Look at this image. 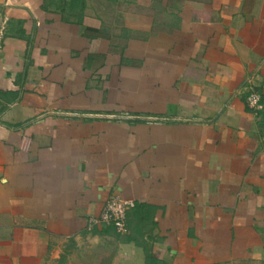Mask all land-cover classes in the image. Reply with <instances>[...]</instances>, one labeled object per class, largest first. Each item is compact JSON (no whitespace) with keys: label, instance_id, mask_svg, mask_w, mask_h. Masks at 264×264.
Listing matches in <instances>:
<instances>
[{"label":"crops","instance_id":"obj_1","mask_svg":"<svg viewBox=\"0 0 264 264\" xmlns=\"http://www.w3.org/2000/svg\"><path fill=\"white\" fill-rule=\"evenodd\" d=\"M43 3L0 0V264L263 263L264 0Z\"/></svg>","mask_w":264,"mask_h":264},{"label":"trees","instance_id":"obj_2","mask_svg":"<svg viewBox=\"0 0 264 264\" xmlns=\"http://www.w3.org/2000/svg\"><path fill=\"white\" fill-rule=\"evenodd\" d=\"M87 8V0H44L42 9L46 12H56L62 16L65 22L76 21L82 23L84 13ZM135 213V211H134ZM135 224L136 217L127 212V226L131 234L126 236L122 241L125 244L135 241ZM139 245V244H138ZM145 264H166L164 261L156 258L145 248Z\"/></svg>","mask_w":264,"mask_h":264},{"label":"built area","instance_id":"obj_3","mask_svg":"<svg viewBox=\"0 0 264 264\" xmlns=\"http://www.w3.org/2000/svg\"><path fill=\"white\" fill-rule=\"evenodd\" d=\"M247 101L253 110L259 111L263 108L261 97L257 92H251ZM134 207V202L125 200L120 196H113L107 202L102 217L99 220H89V227H93L96 224H105L113 226L120 235H126L129 231L127 226V212Z\"/></svg>","mask_w":264,"mask_h":264},{"label":"water","instance_id":"obj_4","mask_svg":"<svg viewBox=\"0 0 264 264\" xmlns=\"http://www.w3.org/2000/svg\"><path fill=\"white\" fill-rule=\"evenodd\" d=\"M90 251L86 250L80 254L81 259L78 264H112L116 248L105 252L98 253L96 249L93 248L92 244L85 245Z\"/></svg>","mask_w":264,"mask_h":264},{"label":"rangeland","instance_id":"obj_5","mask_svg":"<svg viewBox=\"0 0 264 264\" xmlns=\"http://www.w3.org/2000/svg\"><path fill=\"white\" fill-rule=\"evenodd\" d=\"M237 264H264V262H260V263H255V262H240V263H237Z\"/></svg>","mask_w":264,"mask_h":264}]
</instances>
